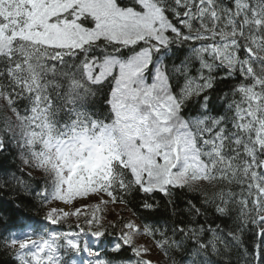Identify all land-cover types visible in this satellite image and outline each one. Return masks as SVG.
Listing matches in <instances>:
<instances>
[{"label":"snow or ice","instance_id":"obj_1","mask_svg":"<svg viewBox=\"0 0 264 264\" xmlns=\"http://www.w3.org/2000/svg\"><path fill=\"white\" fill-rule=\"evenodd\" d=\"M157 193L170 225L85 213L86 229L22 227L0 248L13 264H154L148 236L167 264H264V0H0V194L155 211ZM57 213L81 215L44 220Z\"/></svg>","mask_w":264,"mask_h":264},{"label":"trees","instance_id":"obj_2","mask_svg":"<svg viewBox=\"0 0 264 264\" xmlns=\"http://www.w3.org/2000/svg\"><path fill=\"white\" fill-rule=\"evenodd\" d=\"M232 81H226L219 84L217 88V92L227 91L228 87L231 85ZM215 95V93H213ZM8 162H12V157L9 156ZM18 163V162H17ZM0 220H3V223H0V237L7 236L11 231L19 229L20 227H23L26 222L28 223H34L35 225H40L42 223H45L44 216L47 213V206H40L37 205L33 200L26 199L24 201L23 206L20 209L15 208L16 203H20L19 201H13L11 204L8 203V201L11 199L10 195H4L0 194ZM176 197L178 200H184L188 197L186 194H182L180 192H177ZM85 199L83 202L82 200ZM104 199H108L106 196ZM130 200H132V203L125 208L123 205L117 203L112 204L108 203L107 205H100L99 210H95L92 207H82L83 205H96L98 203V199L95 195L90 196H77L75 197L72 202L74 203L69 204L71 206V210L74 211L77 208L80 209L81 215L79 217L75 216H69V217H63L60 219V221L54 226L55 231H69V229L77 230L79 229L76 227L77 225H83L85 229L87 226L84 224V214L86 213L89 218L92 217L93 213L95 212V215L101 219L102 222L105 223L107 226L108 222H116L120 215H123L126 219L130 217V211L129 209H134L137 211L139 216H142L145 218L146 222L148 223H155L159 221L161 225H163L164 220L169 221V225L171 224L172 217L170 216V209L165 208V201L162 199L161 194L157 193L155 196L156 201H160V206L158 210L155 211H149V210H143L140 208V201L141 197L136 196L135 198L129 197ZM183 206L182 204L180 205ZM112 209H116L118 211V216H113V220L108 217V214H110V211ZM69 211V212H72ZM140 223V221H137ZM48 223V222H46ZM217 224H220L221 227L227 231L229 228L233 227V222L231 220H217ZM47 225V224H46ZM14 226V227H13ZM119 230V227L116 229ZM113 231L112 228H108V232L111 233ZM147 238V241L152 242L154 245V240L151 237L145 236ZM156 248V247H155ZM157 249V248H156ZM157 253L155 254V258L158 260V255L160 257L159 262L160 264H167L165 261V257L163 253H161L158 249L156 250ZM125 255H130V250H126ZM233 257H235V253H233ZM176 259L179 261L180 257L179 254H176ZM0 264H13V258L10 257L7 253L4 252L2 248H0Z\"/></svg>","mask_w":264,"mask_h":264},{"label":"rangeland","instance_id":"obj_3","mask_svg":"<svg viewBox=\"0 0 264 264\" xmlns=\"http://www.w3.org/2000/svg\"><path fill=\"white\" fill-rule=\"evenodd\" d=\"M85 199L82 200V202L84 201ZM71 204L73 205L74 203L71 202ZM47 212L50 211L51 209H62L63 211H72L71 210V206L68 204L66 205L65 203H63L62 201H56V200H51L49 203H48V207H47ZM72 212H75V209L74 211ZM58 215L61 216V218H63V215L62 213H57ZM118 211L116 209H112L110 211V214H108V217L110 219H114L113 216H118ZM72 216H75V215H72ZM148 239L145 238V236H141L138 238V241L141 242V243H144L146 246H148L149 248H151V253H150V259H152L154 261V264L155 262L159 261L160 257L158 255V260L157 258H155V254L157 253V249L155 248V245L150 242V241H147Z\"/></svg>","mask_w":264,"mask_h":264}]
</instances>
